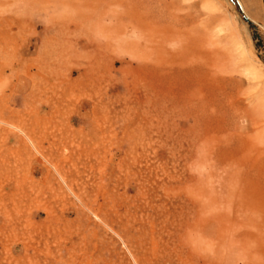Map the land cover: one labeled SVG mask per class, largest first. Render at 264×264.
Here are the masks:
<instances>
[{
	"label": "rangeland",
	"instance_id": "obj_1",
	"mask_svg": "<svg viewBox=\"0 0 264 264\" xmlns=\"http://www.w3.org/2000/svg\"><path fill=\"white\" fill-rule=\"evenodd\" d=\"M256 132L264 0H0V264H204L185 240Z\"/></svg>",
	"mask_w": 264,
	"mask_h": 264
},
{
	"label": "bare ground",
	"instance_id": "obj_2",
	"mask_svg": "<svg viewBox=\"0 0 264 264\" xmlns=\"http://www.w3.org/2000/svg\"><path fill=\"white\" fill-rule=\"evenodd\" d=\"M221 23L229 24L226 19H221ZM176 39L181 41L180 47L186 49L187 56L177 58L174 52L179 46L176 45H172L174 52L168 50L167 53L174 54L172 58L182 65L202 62L204 70L201 67L191 73L199 77L197 84H206V77L222 67L218 64L217 52L207 44L196 45L186 30L176 34ZM156 40L162 49L167 44L163 40ZM192 51L195 55H192ZM244 114V118L253 123L258 111ZM263 139V135L256 132L248 140L239 141L238 150L228 151L220 191L213 190L209 197V211L204 218L205 230L191 232L185 240L198 256L197 259L204 264H264V258L258 254L264 243Z\"/></svg>",
	"mask_w": 264,
	"mask_h": 264
}]
</instances>
